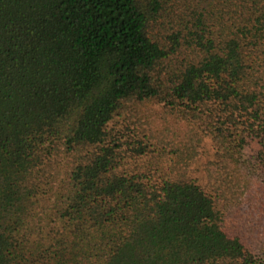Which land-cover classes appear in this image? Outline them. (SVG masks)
<instances>
[{"label":"trees","instance_id":"1","mask_svg":"<svg viewBox=\"0 0 264 264\" xmlns=\"http://www.w3.org/2000/svg\"><path fill=\"white\" fill-rule=\"evenodd\" d=\"M0 264H264V0H0Z\"/></svg>","mask_w":264,"mask_h":264},{"label":"rangeland","instance_id":"2","mask_svg":"<svg viewBox=\"0 0 264 264\" xmlns=\"http://www.w3.org/2000/svg\"><path fill=\"white\" fill-rule=\"evenodd\" d=\"M205 144V143H204ZM205 148H208V145H204L203 149H201V154L199 158L191 165V171H193V175H198V177L202 176V164L209 158L211 159L210 153H207ZM204 150V151H203Z\"/></svg>","mask_w":264,"mask_h":264}]
</instances>
